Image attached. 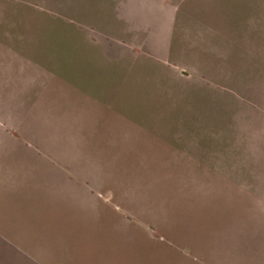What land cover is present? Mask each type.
<instances>
[{"label":"rangeland","instance_id":"374dc122","mask_svg":"<svg viewBox=\"0 0 264 264\" xmlns=\"http://www.w3.org/2000/svg\"><path fill=\"white\" fill-rule=\"evenodd\" d=\"M0 125L63 264H264V0H0Z\"/></svg>","mask_w":264,"mask_h":264},{"label":"crops","instance_id":"0c3cea01","mask_svg":"<svg viewBox=\"0 0 264 264\" xmlns=\"http://www.w3.org/2000/svg\"><path fill=\"white\" fill-rule=\"evenodd\" d=\"M3 128L0 125V264H63L74 243L68 237L67 221L53 218V201L42 214L36 211L41 206L24 197L19 181L26 177L20 173L26 170L21 159L25 150L21 141L12 143ZM11 163L18 172L12 173ZM46 190L51 193L53 189Z\"/></svg>","mask_w":264,"mask_h":264}]
</instances>
